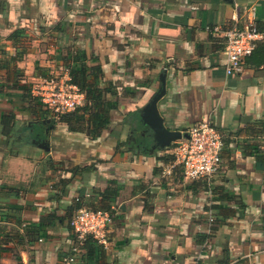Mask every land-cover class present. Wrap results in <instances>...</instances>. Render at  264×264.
Listing matches in <instances>:
<instances>
[{
  "label": "crops",
  "instance_id": "0c3cea01",
  "mask_svg": "<svg viewBox=\"0 0 264 264\" xmlns=\"http://www.w3.org/2000/svg\"><path fill=\"white\" fill-rule=\"evenodd\" d=\"M252 11L264 34V0H0V58L18 57L9 74L0 66V264H65L79 197L115 215L107 248L88 244L72 264H264V63L252 53L227 74L223 38L210 30ZM78 50L116 92L111 123L91 139L52 119L47 150L34 133L50 124L24 96L43 76L71 77ZM163 72L167 125L210 121L224 135L212 184L169 171L174 144L151 153L127 142Z\"/></svg>",
  "mask_w": 264,
  "mask_h": 264
},
{
  "label": "built area",
  "instance_id": "2783aa9c",
  "mask_svg": "<svg viewBox=\"0 0 264 264\" xmlns=\"http://www.w3.org/2000/svg\"><path fill=\"white\" fill-rule=\"evenodd\" d=\"M251 14L241 19V16L235 13L231 25H213L210 28L212 33L223 38L227 74L241 72L245 58L252 54L258 41L264 38L254 12ZM67 71L69 72V69ZM32 91L40 97L55 117H59L61 113L73 111L85 103L84 91L72 81L70 76L67 79L53 76L42 78L40 82L33 85ZM187 132L190 135L189 138L184 137L173 143L175 159L169 171L172 172L175 167H181L186 179H203L208 184H212L215 175L222 170L224 135L210 121L197 123ZM261 147L264 150V134ZM114 215L115 213L109 210L79 209L70 221L78 242V246H74L73 250L79 251V245H82L89 237L97 239L107 248ZM74 260L73 256H68L65 257L64 263L72 264Z\"/></svg>",
  "mask_w": 264,
  "mask_h": 264
},
{
  "label": "trees",
  "instance_id": "16d2710c",
  "mask_svg": "<svg viewBox=\"0 0 264 264\" xmlns=\"http://www.w3.org/2000/svg\"><path fill=\"white\" fill-rule=\"evenodd\" d=\"M259 30L262 31L260 28ZM252 53H255V55L258 54L260 56L261 60L256 61L258 64L264 63V43L259 44L258 42ZM3 54H6V57L3 59L0 58V66L2 69H6V74H9V71L7 69L9 67V64L11 62H14L18 57L16 55H9L6 51H4ZM88 60L90 59L87 54L84 51L78 50L75 55H73V57L66 61V66L69 69L72 81L76 83L85 93V103L79 106L77 109L61 113L59 117L53 116L51 110L47 106H45L40 97L33 94V85H31V87L28 89V92L26 96H24V98L28 97L30 99V109L36 118H52L53 121L65 122L68 124L69 129L73 131L83 132L89 138L96 139L103 134L105 128L108 126V124L111 123L110 109L112 107H115L116 104L112 100H108L107 95L108 93L114 94L116 92L113 89L112 84L102 87V79H100V76H102V67L100 65H89ZM20 72L21 71L19 69H16L14 71V75H16L15 73H18L19 75ZM48 77L51 76H43V78ZM18 81L19 80H15L14 84H16ZM17 86H19L20 88L25 86V88H27V86L23 85L22 83H19ZM14 118V113L4 114L2 117V123L4 125L3 132L7 135L13 130L11 124ZM258 153L264 160V150L258 148ZM82 202V199L79 197L77 199V204L79 205L76 207L75 212L70 218V221L79 209L92 208L85 206V203L82 204ZM92 209H103L114 212L113 208L109 206H104L103 208L93 207ZM74 239V246H78L75 235ZM88 244H92L94 246L98 245L102 249H106L105 245L100 243L97 239L89 237L86 239V241L83 242L82 245H79V251L85 249ZM79 251L73 250L69 254L75 259Z\"/></svg>",
  "mask_w": 264,
  "mask_h": 264
},
{
  "label": "water",
  "instance_id": "95a60500",
  "mask_svg": "<svg viewBox=\"0 0 264 264\" xmlns=\"http://www.w3.org/2000/svg\"><path fill=\"white\" fill-rule=\"evenodd\" d=\"M232 3L234 0H225ZM161 85L153 97L140 109V117L142 124L137 129L141 133L142 139H140L139 145H145L146 149L153 153L157 150L165 149L171 146L177 140H180L184 137L189 138V133L180 129H172L169 127L160 112L159 101L167 93V73L163 72L160 76ZM43 124H50L43 130L42 134L35 131V135L39 138V135H44V139L40 136L42 140V147L47 150L50 149L49 136L52 129V118H46L42 121ZM34 128L31 130L33 134ZM137 140L136 137H134ZM35 142V139H33Z\"/></svg>",
  "mask_w": 264,
  "mask_h": 264
},
{
  "label": "flooded vegetation",
  "instance_id": "af4514ba",
  "mask_svg": "<svg viewBox=\"0 0 264 264\" xmlns=\"http://www.w3.org/2000/svg\"><path fill=\"white\" fill-rule=\"evenodd\" d=\"M141 133L142 132H138V138L136 137L137 140L134 139L135 136L129 135V137L127 138V142L131 145H138V147H141L142 149L145 148V145H139L140 139H142Z\"/></svg>",
  "mask_w": 264,
  "mask_h": 264
},
{
  "label": "rangeland",
  "instance_id": "374dc122",
  "mask_svg": "<svg viewBox=\"0 0 264 264\" xmlns=\"http://www.w3.org/2000/svg\"><path fill=\"white\" fill-rule=\"evenodd\" d=\"M62 76H63V74H61V73H57V74H55L53 77H57V78L61 79ZM51 77H52V76H51ZM125 147H126V146H125Z\"/></svg>",
  "mask_w": 264,
  "mask_h": 264
}]
</instances>
